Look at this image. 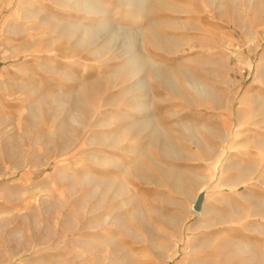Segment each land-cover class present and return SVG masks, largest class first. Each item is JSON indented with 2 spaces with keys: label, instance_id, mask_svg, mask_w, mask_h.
Wrapping results in <instances>:
<instances>
[{
  "label": "rangeland",
  "instance_id": "rangeland-1",
  "mask_svg": "<svg viewBox=\"0 0 264 264\" xmlns=\"http://www.w3.org/2000/svg\"><path fill=\"white\" fill-rule=\"evenodd\" d=\"M0 264H264V0H0Z\"/></svg>",
  "mask_w": 264,
  "mask_h": 264
},
{
  "label": "water",
  "instance_id": "water-1",
  "mask_svg": "<svg viewBox=\"0 0 264 264\" xmlns=\"http://www.w3.org/2000/svg\"><path fill=\"white\" fill-rule=\"evenodd\" d=\"M203 200H204V195L203 193H200L193 202L192 205L193 213L200 214L202 212Z\"/></svg>",
  "mask_w": 264,
  "mask_h": 264
},
{
  "label": "crops",
  "instance_id": "crops-1",
  "mask_svg": "<svg viewBox=\"0 0 264 264\" xmlns=\"http://www.w3.org/2000/svg\"><path fill=\"white\" fill-rule=\"evenodd\" d=\"M192 210V209H191ZM202 211H203V206H202Z\"/></svg>",
  "mask_w": 264,
  "mask_h": 264
}]
</instances>
